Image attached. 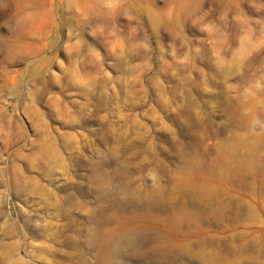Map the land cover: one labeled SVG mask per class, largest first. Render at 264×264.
I'll return each mask as SVG.
<instances>
[{
	"label": "rangeland",
	"instance_id": "rangeland-1",
	"mask_svg": "<svg viewBox=\"0 0 264 264\" xmlns=\"http://www.w3.org/2000/svg\"><path fill=\"white\" fill-rule=\"evenodd\" d=\"M0 264H264V0H0Z\"/></svg>",
	"mask_w": 264,
	"mask_h": 264
},
{
	"label": "bare ground",
	"instance_id": "bare-ground-1",
	"mask_svg": "<svg viewBox=\"0 0 264 264\" xmlns=\"http://www.w3.org/2000/svg\"><path fill=\"white\" fill-rule=\"evenodd\" d=\"M107 244H108L107 239H104V240L102 241V245H103V246H106Z\"/></svg>",
	"mask_w": 264,
	"mask_h": 264
}]
</instances>
